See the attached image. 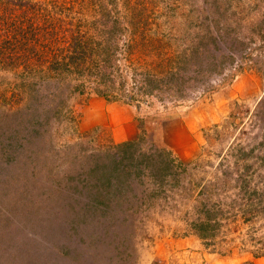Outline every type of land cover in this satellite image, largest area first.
<instances>
[{"label": "rangeland", "instance_id": "rangeland-1", "mask_svg": "<svg viewBox=\"0 0 264 264\" xmlns=\"http://www.w3.org/2000/svg\"><path fill=\"white\" fill-rule=\"evenodd\" d=\"M4 1L0 14L28 19L24 26L31 21L39 30L0 42V264H264V0H128L140 10L141 26L126 37L125 46L136 44L120 73L129 87L136 84L134 66L157 51L149 53L143 39L173 37L170 48L192 78L178 104L163 100L164 91L137 97L133 86L119 102L75 90L74 74L64 77L49 65L54 46L66 49L82 35L52 27L69 21L73 0ZM76 1L82 11L96 0ZM123 2L116 0L121 11ZM99 13L92 19L110 21ZM109 29L88 26L85 33L95 43ZM201 38L206 42L193 56L208 66L199 74L184 49ZM31 49L47 53L48 62L38 63ZM140 136L132 148L136 162L165 146L187 167L165 192L137 173L120 177L125 192L115 187L118 167L107 148ZM25 148L33 150L27 163L18 157ZM16 163L27 171L22 178ZM98 179L111 183L103 192L108 199L120 193L124 200L96 207L102 198L86 184ZM205 195L230 213L203 240L191 222ZM232 199L237 204L228 206Z\"/></svg>", "mask_w": 264, "mask_h": 264}, {"label": "trees", "instance_id": "trees-1", "mask_svg": "<svg viewBox=\"0 0 264 264\" xmlns=\"http://www.w3.org/2000/svg\"><path fill=\"white\" fill-rule=\"evenodd\" d=\"M4 2L5 4H7V2H11L15 6L28 3V1L22 0H6ZM73 2L74 3L67 8L68 13H70L68 14L69 21L64 23V18L58 19V23L52 25V27H57L56 29H59L60 32H66V30H68L70 31L71 36H74L75 34L78 35L79 33L82 35L78 37L76 43H71L66 49H61V47L54 46L51 49L49 65H54L52 68L56 71H61V74H63L64 77L65 75L67 76L74 74V77H72V82L73 88L75 90L80 92L90 91L92 94L103 97L107 102H119L123 101L121 96L125 95L123 91L126 92L131 86H133L131 91L133 92V95H136L137 97L140 96L142 98L143 96L153 94L157 96V91H164L165 98L163 100H167L173 104L179 100V98L176 97L178 96L179 92L182 94L184 93V89L191 87L190 81L192 78L190 74L188 72H184L180 66L183 63H179L177 59V56L179 55L170 48L173 37L166 38L164 34H161V37L157 36L156 40H152L150 43L145 40L147 37L143 39L144 41H142L141 44L146 47L148 46L149 53L155 50L157 51H155V56L151 57L150 59H146L145 63L142 61L141 63L134 66L135 71L138 73L137 78L140 79L136 80L134 76L130 78L132 84L134 81L137 83L129 87L127 83L129 77H127L126 74L120 73V71H122V63L124 62L126 55H129L136 44V42H130L128 45H126L128 47L127 48L125 46V40L126 37L127 39L133 37L138 28L141 26V16L139 15L140 10H135V5L130 3L128 0L123 2L122 8H124V11H121V8L117 6L116 0L112 1V6L107 5V0H96L94 1V4L87 3L89 7L88 5H82V11H78V2L76 0H73ZM88 8L92 11V15L90 12H88ZM101 10L104 11V16H107L108 14L110 15L109 22H104L102 19H92L95 13L102 15L99 13ZM114 14H116V18L111 16ZM9 15L11 14H0V35L5 36L0 38L1 43L7 42V40H5L6 37L9 39L10 37L15 36V32L25 34L27 37L28 35L35 36L34 34L38 32L39 29H36V27L34 28V26L31 24V21L27 24V27L24 26L26 25V21L28 19H20L16 15H14L15 17L13 15L7 17ZM79 15L84 17L82 18V21L78 20ZM43 23L45 24L46 21L44 20ZM85 26H87V28ZM88 26L92 27L96 31L107 26V28H110L109 30H111V32L108 33V38L94 40L95 43H93L92 39H90V37L88 38L85 33V31L88 29ZM122 37H125V39H121ZM73 38L75 40V37ZM150 38L151 37H148V39ZM112 42L114 43L112 44ZM205 42L206 40L201 38L197 42H193L192 45H186L187 49H184V58L186 60L187 58H190L188 59L189 64H193L194 62L198 63L193 54L196 52V50L198 51L200 49L198 46L201 47V44ZM41 44L46 46V48L49 50L50 44H47V41L44 43L41 41ZM124 46L126 49H124ZM167 48L169 55H167V51H165ZM31 50L33 58L38 63H44L46 61L48 62V57L46 56L47 53L44 54L43 51L39 52L38 50ZM120 55L123 56L119 61ZM163 56H165V59L162 58ZM161 58L163 61H161ZM158 59L159 61H157ZM138 60L140 61V59ZM201 60L202 58H200L199 63L193 67L194 69L196 66H199L197 67L199 74L201 69H206L208 66L206 65L203 67ZM130 62V64L138 63V61ZM112 65L116 67L115 69L113 68L114 70L112 69V71L117 73L116 75L110 71ZM157 65H159V68L158 71L155 72L154 69ZM103 69H105L107 73H103ZM107 69H109V71ZM178 103L179 101L177 104ZM140 140L143 142V138L141 136L137 138V141L134 139L124 140L115 144L114 146H108V154L112 159L114 168L118 167V170L114 169V174L112 175L115 178V187L119 191H123L121 185L124 186L126 182L122 183V178L120 177L130 179L133 173H137L136 178L142 179L144 177L149 181H153L159 186V188H161V190H163V192H165L166 187L170 189L173 187L172 183L179 181V176H181L180 174L185 172L187 167H184L183 161L176 155H173L171 149L165 146H157L152 155L146 154V152H144L141 156L142 159L139 162L137 161L139 164H136V156L134 155L135 151L132 150V148L134 145L137 146L138 143L140 144ZM25 149L26 150L22 149L18 156H24V162H26L29 154L33 152V150L29 148ZM126 151L128 152L126 153ZM62 158H66V156ZM62 158L61 161L66 162L65 159ZM16 164V169L20 170L19 175H21V173H27V171L25 172L23 169H20L18 163ZM31 170L29 173L32 172ZM20 178H22V175ZM101 180H99L97 183L94 180H89V184H86L94 195H98V197L102 198V200L95 201L96 207L105 209L108 203H113V200H115V203L124 200V195L120 193L116 194L115 199H108V196L103 192L110 187L111 183H100ZM168 182H170V184H168ZM127 184H129V182H127ZM192 184L194 187L197 186L194 184V182ZM50 189L51 188H46V190H44L41 195L46 198L47 191ZM123 192H125V190ZM257 192V190L253 189L252 193H249L251 197L248 196V199L251 200V203H247L248 206L252 207V196L257 195ZM103 194L106 198H103ZM205 196L206 199H202V201L198 203L199 217L191 222V227H193L194 233L203 240L211 237L213 238L215 235V230L220 225L223 217L226 216L227 213H230V211L224 209L220 203H216L214 201L210 202L209 195ZM103 199L106 201L103 202ZM236 204L237 201L232 199L231 203L227 205L234 206ZM244 219H248V216L245 215Z\"/></svg>", "mask_w": 264, "mask_h": 264}]
</instances>
